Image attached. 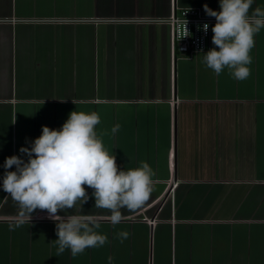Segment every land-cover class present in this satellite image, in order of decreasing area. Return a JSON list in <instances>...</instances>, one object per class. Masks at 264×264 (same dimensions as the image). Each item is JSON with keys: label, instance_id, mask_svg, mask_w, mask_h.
Listing matches in <instances>:
<instances>
[{"label": "crops", "instance_id": "1", "mask_svg": "<svg viewBox=\"0 0 264 264\" xmlns=\"http://www.w3.org/2000/svg\"><path fill=\"white\" fill-rule=\"evenodd\" d=\"M205 4L220 11L219 0H0V264H264V28L238 81L204 64L213 32L205 51L174 58L170 25L154 21L176 6L208 16ZM72 111L98 113L119 170L144 161L155 173L149 200L115 227L87 185L82 210L58 211L102 218L108 242L75 258L57 256L46 210L9 230L20 209L2 188L5 159L27 161L19 149Z\"/></svg>", "mask_w": 264, "mask_h": 264}, {"label": "clouds", "instance_id": "2", "mask_svg": "<svg viewBox=\"0 0 264 264\" xmlns=\"http://www.w3.org/2000/svg\"><path fill=\"white\" fill-rule=\"evenodd\" d=\"M253 3L254 0H219L220 11L204 5L205 13L216 20L212 27V43L216 47L203 54V62L216 75L227 69L238 81L249 77L254 37L264 28V9L258 6L249 14ZM208 28L205 23L203 31L207 33ZM98 124L97 112L72 111L60 129L42 126L41 135L27 141L31 147L19 149L27 161L17 155L5 159L2 188L20 209L9 230L30 222L35 210H46L56 225L57 256L68 249L75 258L88 248L102 247L108 242V237L97 231L101 217L57 215L58 211L74 209L78 202L82 210L90 199L84 185L93 189L95 208L109 210L108 220L114 227L122 221L121 209L135 211L149 200L153 169L141 161L139 167L119 170L115 155L109 154L97 134ZM120 127L115 124L111 134L115 135ZM13 166L15 170L8 171ZM117 236L123 242L129 233L121 231ZM112 259L108 258L109 264Z\"/></svg>", "mask_w": 264, "mask_h": 264}, {"label": "built area", "instance_id": "3", "mask_svg": "<svg viewBox=\"0 0 264 264\" xmlns=\"http://www.w3.org/2000/svg\"><path fill=\"white\" fill-rule=\"evenodd\" d=\"M154 21H163L162 23L170 25L174 58L178 53L189 54L205 51L209 46L212 26L216 23L215 17L205 16L197 7L177 6L170 17L154 19ZM205 23L209 25L207 33L203 31ZM178 102L176 100L172 104L175 106ZM148 221L152 223L150 219Z\"/></svg>", "mask_w": 264, "mask_h": 264}, {"label": "rangeland", "instance_id": "4", "mask_svg": "<svg viewBox=\"0 0 264 264\" xmlns=\"http://www.w3.org/2000/svg\"><path fill=\"white\" fill-rule=\"evenodd\" d=\"M177 56H178V57H179V56H183V54H181V53H178V54H177Z\"/></svg>", "mask_w": 264, "mask_h": 264}]
</instances>
